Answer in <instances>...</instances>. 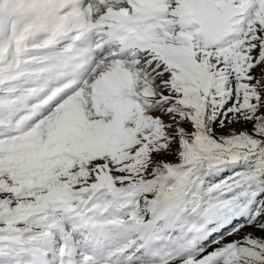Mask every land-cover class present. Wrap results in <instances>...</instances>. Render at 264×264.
Returning <instances> with one entry per match:
<instances>
[{
    "label": "snow or ice",
    "instance_id": "obj_1",
    "mask_svg": "<svg viewBox=\"0 0 264 264\" xmlns=\"http://www.w3.org/2000/svg\"><path fill=\"white\" fill-rule=\"evenodd\" d=\"M102 7L90 70L107 71L0 134L32 145L0 151V238L31 207L44 264H95L111 234L141 255L167 239V264H264V0Z\"/></svg>",
    "mask_w": 264,
    "mask_h": 264
},
{
    "label": "bare ground",
    "instance_id": "obj_2",
    "mask_svg": "<svg viewBox=\"0 0 264 264\" xmlns=\"http://www.w3.org/2000/svg\"><path fill=\"white\" fill-rule=\"evenodd\" d=\"M44 2H47L46 4L47 7L49 6V3L51 4L49 8H47L43 4ZM59 2L60 0H0V37L1 40H5L4 42H6L7 44L5 45L7 46L6 48L2 47L0 50V77L4 75L2 79H0V84L3 83L8 85L6 88L0 89V96H2V94L5 95L2 97L8 96V98H4L3 100H0V112H1L0 119L5 123H7L8 125L17 123L16 120L20 118V116L22 115L26 114L28 118V115L30 113V112L27 113L23 111V109H20L19 103H17L14 100L15 97L18 96V94H13L9 90L10 87L13 86L19 89L24 85L33 87V85L31 84L39 81L41 77L40 72L37 71L39 67L49 62H54L59 64L62 61L68 60L70 58L69 56L71 54L76 53L77 51L72 50V52L69 53L68 50L66 51L64 50V45L69 44L71 42L73 43L75 42V44L72 43V47L76 48L81 45V39L82 41H88V39L90 38V40L92 41L93 30L99 28V26L90 29L85 28V22L81 20L79 23L75 25L67 24L65 29L60 31V35L57 37L53 36V32L42 35L40 33H35L34 31H31V32L23 33L22 37L19 38L20 31L24 27V25H27L29 23H34L35 19L37 18H41L44 21L46 18H48V16L52 14L51 9L59 6ZM52 3H56V4L52 5ZM31 5L32 8L33 7L35 8V5H39L46 9L41 11L40 9L36 11L34 10L31 11L32 10ZM100 9L102 8L100 7ZM37 12H38L37 15L34 14ZM95 19L97 20V18ZM88 20L89 19L87 18V21ZM2 37H6V38L2 39ZM23 38H25L27 44L33 42L35 39H42V40L39 42L40 44L39 47H36L35 49L27 50L25 49L27 44L24 45L22 42ZM109 39H111V37H109ZM69 48L71 47L67 46V49ZM47 53H51L52 55L48 58L46 63H41L42 61H38V59L34 58L37 55L39 56L41 54H47ZM20 57H24V59H20ZM103 64L104 63H100L99 65H97V67L101 69H105L108 67V65H103ZM49 70L52 71V69ZM59 72L60 71H58V73ZM6 77L9 78L11 77V79L5 80ZM19 92L21 93V91ZM9 96L12 97L9 98ZM10 100L16 103V105H18L16 111L17 115L14 114L13 118H10V115L8 113H5V111H3L1 108L2 106L7 105L9 103L8 101ZM8 112L13 113L14 111L11 108V110H8ZM27 118H23L19 122V126H18L19 129L26 127L30 123V121L33 120L35 117L29 120H27ZM8 125L0 126V131L4 130V128L8 129L10 127ZM135 237L136 236H134L133 238ZM115 248H112V250L110 251H113ZM167 248L170 249L172 248V246H167ZM93 252L94 253L99 252V250L95 249V251ZM138 255L139 253L136 254L134 257H137ZM94 256L96 257V255ZM111 256H112V261H116V259L119 257V255L116 258H113V255ZM159 256H161V254L157 255L153 260L154 261L158 260ZM15 260L16 258H13L12 262H15ZM34 261H37L38 262L37 264L41 263L38 260H34ZM98 262H102V260L95 261V264H98Z\"/></svg>",
    "mask_w": 264,
    "mask_h": 264
},
{
    "label": "rangeland",
    "instance_id": "obj_3",
    "mask_svg": "<svg viewBox=\"0 0 264 264\" xmlns=\"http://www.w3.org/2000/svg\"><path fill=\"white\" fill-rule=\"evenodd\" d=\"M5 40H1L0 39V50L2 47H5L6 42H4ZM20 59H24V57H20ZM106 65V64H103ZM108 69V68H107ZM107 69L104 70V73L107 71ZM103 74V72H99L98 74H96V76L101 77ZM4 75H2L0 77V79H2ZM94 76V77H96ZM5 79H10V78H5ZM92 83L86 84L85 86H89ZM8 85L6 84H0V89H4L6 88ZM2 96H5L4 94H2ZM0 96V100H3L4 98H8L7 97H2ZM12 96H9V98ZM9 103L7 105L2 106V110L5 111V113H8L10 115V118L14 117V114L17 115L16 111H17V106L16 103H14L13 101H8ZM12 103V104H11ZM11 104V105H10ZM12 110L14 111L13 113L8 112V110ZM15 109V110H14ZM11 113V114H10ZM31 139L28 136H16L13 137L10 141H7L5 143V148H7L8 151L10 152H19V153H23L25 151H28L31 149ZM4 148V150H5ZM0 184H2V182H0ZM25 205H28L29 202L26 200L24 202ZM35 212V209L31 208V207H24L21 210V215H20V219L24 220L26 219L27 222L23 223L19 226V228L17 229L15 224L10 225L7 229H5V233L6 235L3 238H0V264H9L8 261L14 256H18V258H22L23 256L32 249H43V247H41V242L40 239L42 237V240L45 239L44 241H47V244H52L53 238L50 235H45V233L49 230L48 228L45 227L46 225V220L45 219H33V214ZM117 235V234H115ZM136 235L132 234V237H134ZM129 239H131V235H123V237L120 239L122 241L127 240L126 242H129ZM139 240V237H135L134 239L130 240L131 244L126 245L124 243L122 250L124 251L127 248H131L133 246V244ZM40 243V244H39ZM38 245V246H37ZM112 246V247H111ZM109 247L110 250H112V248H115L114 250H117V246L113 244ZM135 247V245L133 246V248ZM160 248L163 249V251L167 248H165V245L163 244V242L160 244ZM94 249V248H93ZM135 249L137 250L138 248L135 247ZM168 249V248H167ZM44 254L47 255L49 254L52 249L50 246H45L44 249ZM96 250L100 251V245L99 248H96ZM109 250V251H110ZM171 252V248L168 249ZM107 251V252H109ZM161 249H158V255L161 254L163 256H165L167 253H162L163 252ZM95 253H99V252H95ZM94 252H92L93 255H95ZM128 253V252H126ZM125 253V255H126ZM118 253H115L112 251V255L113 258H116L118 255H115ZM142 257V256H141ZM16 258V257H15ZM97 258V257H96ZM165 257H163L162 261H159L160 257L158 260H152V262L150 261L149 263L147 262H141V258L138 257L136 264H167L168 260L171 259V257H168L166 260H164ZM21 264L23 263V261L20 262ZM35 263L37 264L38 262L35 261ZM101 262H98V264ZM24 264V263H23Z\"/></svg>",
    "mask_w": 264,
    "mask_h": 264
}]
</instances>
